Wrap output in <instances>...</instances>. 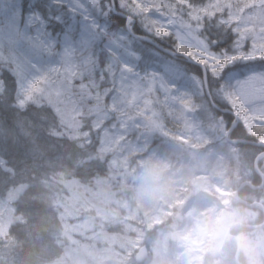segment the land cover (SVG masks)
Listing matches in <instances>:
<instances>
[{"label": "snow or ice", "instance_id": "snow-or-ice-1", "mask_svg": "<svg viewBox=\"0 0 264 264\" xmlns=\"http://www.w3.org/2000/svg\"><path fill=\"white\" fill-rule=\"evenodd\" d=\"M165 117L264 129V0H0L9 135Z\"/></svg>", "mask_w": 264, "mask_h": 264}, {"label": "trees", "instance_id": "trees-1", "mask_svg": "<svg viewBox=\"0 0 264 264\" xmlns=\"http://www.w3.org/2000/svg\"><path fill=\"white\" fill-rule=\"evenodd\" d=\"M232 126L170 117L149 128L121 133L84 123L67 128L57 124L47 130L21 125L9 135L0 126V202L14 191L19 193L10 201L12 221L0 237V264H75L76 256L85 253L102 264L104 257L98 258V252L108 251L118 264H137V247L147 244L145 236L155 235L157 224L136 195L133 165L153 152L176 158L175 146L181 156H188L186 143L198 154H225L227 188L232 192L242 184L254 186L246 185L239 197L252 205L245 206L253 215L264 217V185L259 188L264 179V147L257 146L261 143L257 135H249L241 124ZM226 133L228 149L221 145ZM161 142L171 144V150ZM73 197L80 199L82 215L94 224L104 221L99 232L83 226L79 233L67 230L63 224L67 211L60 214V209ZM99 235L107 240L98 244L93 238Z\"/></svg>", "mask_w": 264, "mask_h": 264}, {"label": "clouds", "instance_id": "clouds-1", "mask_svg": "<svg viewBox=\"0 0 264 264\" xmlns=\"http://www.w3.org/2000/svg\"><path fill=\"white\" fill-rule=\"evenodd\" d=\"M135 180L139 201L164 209L156 238L168 249L167 264H264V217L238 195L198 190L161 156L139 161Z\"/></svg>", "mask_w": 264, "mask_h": 264}, {"label": "rangeland", "instance_id": "rangeland-1", "mask_svg": "<svg viewBox=\"0 0 264 264\" xmlns=\"http://www.w3.org/2000/svg\"><path fill=\"white\" fill-rule=\"evenodd\" d=\"M256 131V130H255ZM116 134V133H115ZM199 135L198 133H195V136ZM258 140L261 142L260 137H264V129H258L256 132ZM169 139H172L171 137H168ZM184 140V138H181ZM113 141V138L109 140V143ZM139 147H142L140 144H137ZM222 148L228 149L227 142L221 143ZM123 148V147H122ZM175 159L183 160L185 162L191 161L192 167H189L187 165H183L181 163L175 164L182 170V168H185L186 172L189 173L191 176V180L194 182L195 186L197 188H201L200 190H204L205 192H211L212 190H215L217 193L225 196H233L232 192L230 191V188L228 189V181L226 180L225 175V154L224 155H217L212 153H206V154H198L195 149H193L190 145V143H186V148L190 152V155L188 156H181L179 149L175 146ZM152 156H161L159 154H152ZM162 157V156H161ZM142 160V159H141ZM140 160V161H141ZM199 166L198 170L196 171L193 166ZM208 166H211L212 170L208 169ZM134 169H138V164L133 165ZM134 187L136 188V181H132ZM18 191H14L11 193L9 198H7V201L0 202V237H3L7 228L9 227L11 221H12V209H11V202H13L18 197ZM11 201V202H10ZM80 199L77 197L69 198V201L66 205H63L60 209L61 212L67 211V220L63 221V224L67 226V230L69 231H75L79 233L83 227L94 229L92 232H99L103 225L104 221L99 220L97 224H94L90 218L86 215H82L80 212ZM145 211L150 212V217L152 222L156 223L157 225L160 223V215L164 211V209L160 206L159 203L153 204V205H147L145 208ZM61 216V215H60ZM70 221V222H69ZM69 222V223H68ZM68 223V224H67ZM83 226V227H81ZM96 242H104L107 240L106 237H100L95 236L93 238ZM144 241H146L147 244L142 245H148L149 247V254L148 258L146 259L145 263L143 264H167V260L169 257L168 249L165 245L161 244L157 238L156 233L155 235H147L145 236ZM137 245V244H136ZM135 245V246H136ZM141 245V246H142ZM105 246V245H104ZM104 246H101L100 250L104 248ZM139 246L137 247V249ZM98 258L102 259V264H118V259L113 256V253L108 251L107 253L98 252ZM88 254L85 253L83 256L82 254H78L76 256V263L75 264H91L90 261H92L94 264H97V262L94 260V258H90L87 256ZM112 255V256H111ZM90 261H89V260Z\"/></svg>", "mask_w": 264, "mask_h": 264}, {"label": "water", "instance_id": "water-1", "mask_svg": "<svg viewBox=\"0 0 264 264\" xmlns=\"http://www.w3.org/2000/svg\"><path fill=\"white\" fill-rule=\"evenodd\" d=\"M236 125H237V123L234 124V126H232V127H235ZM256 145H257V146H262V147H264V143H256ZM261 175L263 176V174H261ZM263 178H264V177H263ZM246 185H249V186L252 187V185H250L249 183H247V184H242V185L237 189L235 195H238V196H239V192H240V191H241ZM263 185H264V180H263L262 185H261L259 188H261ZM252 188L256 189L254 186H253ZM245 205H246V203H245ZM248 206H249V207H252V205H248ZM146 256H147V249H146L145 247H143V248L139 251V253H138L136 259H137L138 262H142V261L146 258Z\"/></svg>", "mask_w": 264, "mask_h": 264}]
</instances>
